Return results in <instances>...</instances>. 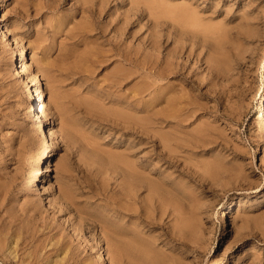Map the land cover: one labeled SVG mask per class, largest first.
I'll return each mask as SVG.
<instances>
[{
  "label": "rangeland",
  "instance_id": "1",
  "mask_svg": "<svg viewBox=\"0 0 264 264\" xmlns=\"http://www.w3.org/2000/svg\"><path fill=\"white\" fill-rule=\"evenodd\" d=\"M0 26V202L18 227L13 242L0 225L1 264L48 256L62 226L101 260L99 228L68 225L99 226L113 204L161 264H264V0H0ZM118 69L136 73L118 84Z\"/></svg>",
  "mask_w": 264,
  "mask_h": 264
},
{
  "label": "bare ground",
  "instance_id": "2",
  "mask_svg": "<svg viewBox=\"0 0 264 264\" xmlns=\"http://www.w3.org/2000/svg\"><path fill=\"white\" fill-rule=\"evenodd\" d=\"M167 13L175 20L179 19V17L181 15H186L185 14V9H182V7H177L175 9H173V10L171 9V10L167 11ZM0 32L2 33V27L1 26H0ZM117 50H118L117 47H115V51H117ZM17 56H18V66H16V74L21 76V75H23L25 73V59H26V56H27V53L24 51V48H21L19 50ZM121 56L123 57L122 58L123 62H127L130 66H133V67L137 66V59L135 57H131L130 54H128L125 51H124V53ZM15 60H17V59H15ZM117 71H119V72H117ZM135 73H136V71H130L129 72V71H124V70H121V69L119 70L118 69V70H116V74L114 75L115 78H116L114 83L121 84L127 78L135 75ZM27 100H28V107H27L28 110H27V112L29 114H31V113H33L35 111L36 107L34 106L35 102L33 101V96L29 92L27 93ZM38 122L40 123V126H42V124H41L42 121L40 119H39ZM116 123H118V122L116 121ZM43 130H44V127L42 126V131ZM261 130H262V137L264 139V101L262 102V129ZM195 145H198V144H195ZM161 148L164 149V147H161ZM176 159H178V158H176ZM128 168L129 167L126 164V166L124 168V173H125L126 176H125V180L123 182V188L125 190L124 193H123V197L124 198H129L131 200H134L135 196L137 195L136 192H137L138 187H139L137 181H139L140 178H139V175L137 173H135L134 170L131 171V170H128ZM41 171H42V168H41ZM38 172L40 173V171H38ZM193 173H194V171H193ZM188 175H189L188 177L193 178L192 174H188ZM128 179H131V181H128ZM200 183H202V182H200ZM131 188L134 189L133 192L131 191L132 190ZM155 190L156 189L152 190V196H153V199L155 201V205L159 208V211L161 212L160 214H163L165 211H167L166 209H167V206L169 205L170 200L165 199L163 194L158 193ZM31 191L36 192V187L33 186ZM171 191H172V189L171 190H163L164 194H167V195H169V194L171 195ZM20 194H21L20 191H18L17 195L15 196L16 199L18 198V196ZM33 206H34V202H31V201L28 202V203L25 202V207L21 208L19 210V212L16 211L15 213H16V215H23L24 217H26L28 215L27 212H28L29 207H33ZM115 206H116V204H115ZM115 206H114V204L112 206V209L115 210V211H113L112 215H101V216H99V217H103L104 218V220H102L103 222L99 226L98 225H92L89 222V220H87V221H85V220L84 221H81V220L78 221L80 224H77V227H73V222H70L69 225H68V227L71 228L70 230L71 231L74 230V232H75L76 228H79L80 231L82 233H84V236L87 233L88 234L91 233V231L93 229V226H94V228H96V227L99 228V235L98 236L101 239V242L99 243V248L102 249V253H104L103 257L101 258V260H99V261H97V260L96 261H91L89 259L91 254H92L91 247L93 245H89L88 246V249H87L86 254L84 256L81 255V250L78 248L77 244L74 247H73L72 244L68 245L65 242L66 236L63 235V233H65L64 231L66 230V227L62 226L63 233H62V235H60V237L56 241H54V243L52 245L50 244V249H49L48 256L45 255L42 258L41 255H38V253L33 252L31 257H30L31 261L30 260L27 261L24 258L23 259L21 258L20 261H17L18 262L17 264H36L38 258L39 259H44L45 261L48 260V259L52 260V258H55V255H57L58 252L63 253V256L60 259L55 258L51 262H48V261L45 262V264H101V263L102 264H104V263H108V264H161L160 260L158 258H156L155 255L151 254L149 251L142 250V249H139V250L135 249V246H134L133 242L136 243L137 240L134 237V234L131 233V231H130V234H131L130 238H125L127 236L126 234H128V232L124 229V226L121 224L120 221H119L120 223L113 222V220L115 218L117 220H121L122 217L120 215L123 214L122 213V208H120L118 205H117L118 208L115 207ZM59 208L64 212L63 206H60ZM69 208L70 207L65 206L66 210H68ZM56 210H58V209H56ZM169 210H170V208H169ZM1 212H4V214H8V218H5L4 216H2L3 214H1V216H0V225H4V224L6 225V223H7L8 224V228L10 229V234H11V236L13 238L12 241L13 242H17V239H15V229H17L18 227L14 225L16 217L13 216V214H10L9 209L7 207H5L2 202H0V213ZM168 212H170V211H168ZM117 217H120V218H117ZM128 217L129 218H132V217L139 218L138 216H135L133 214H128ZM2 231L3 230H0L1 234H2ZM170 233H171V231L166 232V233L164 232L165 236L168 237V238L170 236ZM34 237L35 236H32V238H34ZM35 239H37V237ZM3 241H5V238L3 239L0 236V251H3V249H4V245L5 244H4ZM77 242H78V240H77ZM101 243L105 244V248L101 245ZM8 255L11 256L12 259H15L17 257V255H15V253L13 251H8ZM33 256H35V257H33ZM172 263L179 264L176 260H173ZM37 264H38V262H37Z\"/></svg>",
  "mask_w": 264,
  "mask_h": 264
}]
</instances>
